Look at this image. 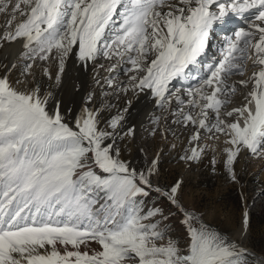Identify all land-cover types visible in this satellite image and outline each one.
Listing matches in <instances>:
<instances>
[{"label":"snow or ice","instance_id":"snow-or-ice-1","mask_svg":"<svg viewBox=\"0 0 264 264\" xmlns=\"http://www.w3.org/2000/svg\"><path fill=\"white\" fill-rule=\"evenodd\" d=\"M0 14V50L20 46L0 52V264H253L243 193L230 226L215 224L164 165L239 184L244 157L264 161V0H0ZM229 17L242 24L219 58L176 95ZM69 59L106 70L99 96L124 106L92 91L64 107L45 82L59 84ZM145 91L168 113L150 118L162 142L151 149L128 119Z\"/></svg>","mask_w":264,"mask_h":264},{"label":"rangeland","instance_id":"rangeland-1","mask_svg":"<svg viewBox=\"0 0 264 264\" xmlns=\"http://www.w3.org/2000/svg\"><path fill=\"white\" fill-rule=\"evenodd\" d=\"M8 19V15L0 14V28H3ZM0 52H2V50H0ZM100 62H103L105 65L108 64V61L103 58L99 60V63ZM120 66H117L118 70L120 69ZM50 67L55 68L54 65H50ZM202 67H204V65H202ZM92 72L95 75L91 78V82L89 81L88 92L95 91L97 93L96 103L99 105L101 101H103L105 104H111L114 106V108L111 109L112 111L123 107L124 99L122 97L118 99L115 95H109L107 97L99 96L101 88L95 83L94 78L96 77V74L99 73V78L103 80L102 77L106 70L100 69L99 67L94 69L92 67ZM188 74V79H190L194 73ZM119 79L123 80L125 79V76L121 74ZM45 83L51 91L60 84L53 83V81H46ZM171 87L178 96L183 94L185 90L184 88H186L180 84ZM67 99V95L61 96V100L68 102ZM130 114L129 109V115ZM167 114L168 113L156 107L153 115L167 116ZM151 117H148L147 121L141 125L137 134V142L141 146H147L149 149L153 148L157 143H161L162 146L159 136L156 140H152L145 131V129L151 127ZM133 120L134 119L129 122H133ZM177 127L178 126H174V129ZM169 139H171V136H169ZM136 153L137 148L133 145L131 148V155ZM204 163L207 164V161ZM164 167L169 169L166 178L172 174L183 176L185 181V191L188 194L185 198L186 203H194L197 208L201 209H211L207 219L215 224L223 225L224 227H229L233 218L239 216L241 208V193H243L244 197L247 198V203L251 209L252 215V232L248 239L247 246L264 256V195H261V193L264 192V179L260 178V174L264 172V161L253 159L249 156L244 157L243 162L241 160L237 165L240 174L239 184L229 182L225 179V176L222 173L218 172L215 175L212 174L209 169L204 166L193 165L191 169H186L183 164L173 161L171 164H165ZM179 233V229H173V235L179 236Z\"/></svg>","mask_w":264,"mask_h":264},{"label":"bare ground","instance_id":"bare-ground-1","mask_svg":"<svg viewBox=\"0 0 264 264\" xmlns=\"http://www.w3.org/2000/svg\"><path fill=\"white\" fill-rule=\"evenodd\" d=\"M241 24H242V21L239 19V17H229L226 23L217 25L214 29V32H216L217 30H223L226 32L230 31V33L232 34L233 29ZM19 47H20L19 44H14L11 47L2 50V53L3 54H8V53L14 54L19 49ZM220 47H221L220 44L218 42H215L212 38L211 47L209 48V51H213L216 48L219 49ZM207 55H209V52H206V54L203 55V57ZM201 62L202 61L200 60L199 64H201ZM209 62L210 60L208 59L204 61L205 64H208ZM100 64H103V62H100ZM118 65L119 66L121 65L120 68L124 67L123 64H118ZM197 68H195V66L193 65H190L189 68L185 70V72L190 73V74L194 73L192 77H190V79H187V80L173 81L171 86L173 85L178 86L180 84L184 87H187L189 83L195 85L197 83V78L206 74V72L204 73L203 71L198 72ZM52 70L55 72L54 67L52 68ZM93 75L95 74L92 72L91 65H89L86 69H83L79 66V63L76 62L74 59H69L66 65V72L62 76L59 86L53 89L52 92L54 93L56 99L58 100H61L62 95H67L68 102L61 100L63 102L64 107L70 110L75 109L81 104L82 99L88 93V89H89L88 86L90 84L89 81L91 82V78L93 77ZM108 75L109 73L106 71L102 78L104 79ZM233 79L238 80L239 77L235 76L233 77ZM53 83L55 82L53 81ZM183 94H181L180 96H182ZM238 94L239 92L237 93V96L235 97V99L239 103L240 94L239 96ZM132 100H133V103L130 108L131 114L128 116V119L129 121L134 119L133 122L137 125L138 130H139L141 125L147 121V118L153 116L154 110L157 106L153 103V97L147 91L139 93L137 96L132 97ZM134 156H138V153L134 154ZM242 162H243V159H242ZM260 178L264 179V172L260 174ZM247 243L248 241H246V245ZM248 248L254 254L253 257H250V261L254 262L255 260H264L263 255L254 251L250 247Z\"/></svg>","mask_w":264,"mask_h":264}]
</instances>
